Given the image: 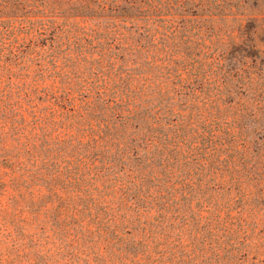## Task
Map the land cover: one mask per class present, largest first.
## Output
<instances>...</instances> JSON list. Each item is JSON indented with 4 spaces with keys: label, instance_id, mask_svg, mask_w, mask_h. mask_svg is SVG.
Instances as JSON below:
<instances>
[{
    "label": "trees",
    "instance_id": "16d2710c",
    "mask_svg": "<svg viewBox=\"0 0 264 264\" xmlns=\"http://www.w3.org/2000/svg\"><path fill=\"white\" fill-rule=\"evenodd\" d=\"M160 52L169 62L188 58L186 52ZM158 57L155 53L154 61ZM68 60L100 63L87 51L70 54ZM107 77L86 86L89 78L75 82L70 76L61 97L41 88V106L16 102L18 110H11L3 104L0 197H7L8 204L41 201L34 212L41 216L48 245H42L41 264H102L101 259L108 264L105 246L121 260L139 255L148 264L163 258L166 264L176 263L181 249H187L185 256L205 255L221 264H264V210L251 228L230 214L215 215L202 228L191 220L195 213L203 220L195 199L215 164H224L223 177L231 187L242 185L255 170L246 145L228 138L233 135L229 124L226 140L217 136V116L212 123L204 114L203 126L215 123L218 128L203 127L202 152L192 147L185 153L182 120L174 119L179 112L172 101L185 97L186 90L199 96L200 89L181 82L172 89L136 88L120 75ZM258 173L263 176L264 169ZM253 192L251 186L239 190L248 199ZM87 238L98 248L87 250ZM173 247L170 257L166 251Z\"/></svg>",
    "mask_w": 264,
    "mask_h": 264
},
{
    "label": "rangeland",
    "instance_id": "374dc122",
    "mask_svg": "<svg viewBox=\"0 0 264 264\" xmlns=\"http://www.w3.org/2000/svg\"><path fill=\"white\" fill-rule=\"evenodd\" d=\"M83 51L94 53L100 63L68 60ZM160 51L186 52L188 58L169 62ZM108 74L136 88L172 89L181 82L200 89L199 96L186 90L185 97L172 101L179 112L174 119L182 120L185 153L192 147L202 152L204 114L212 123L217 116V136L225 141L229 124L233 135L228 138L246 145L255 170L242 185L231 187L223 177L224 164H215L216 174L203 178L195 199L203 220L197 213L190 214L191 220L202 228L213 216L230 214L245 228L254 226L264 210V174L258 173L264 169V0H0V118L3 104L11 110H18L16 102L41 106V88L63 96L70 76L75 82L89 78L87 86L108 80ZM217 128L214 123L205 129ZM1 159L0 151V164ZM248 186L254 191L249 199L239 193ZM0 202L5 205L0 207V264H41L42 245L48 246L41 216L34 213L41 201L8 204L7 197H0ZM98 246L93 238L85 240L87 250ZM106 249L108 264H148L145 256L129 254L121 260ZM173 250L166 254L172 257ZM176 254L182 259L173 264H221L205 255L185 256L187 249ZM167 262L163 258L157 264Z\"/></svg>",
    "mask_w": 264,
    "mask_h": 264
}]
</instances>
